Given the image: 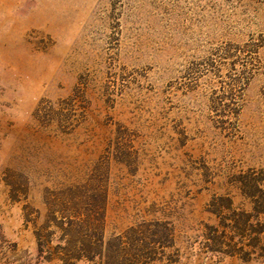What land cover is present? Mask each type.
Here are the masks:
<instances>
[{
    "label": "rangeland",
    "instance_id": "374dc122",
    "mask_svg": "<svg viewBox=\"0 0 264 264\" xmlns=\"http://www.w3.org/2000/svg\"><path fill=\"white\" fill-rule=\"evenodd\" d=\"M0 264H264V0H0Z\"/></svg>",
    "mask_w": 264,
    "mask_h": 264
}]
</instances>
